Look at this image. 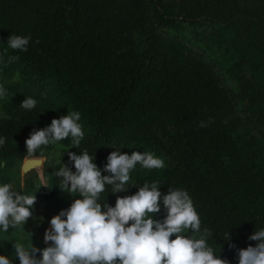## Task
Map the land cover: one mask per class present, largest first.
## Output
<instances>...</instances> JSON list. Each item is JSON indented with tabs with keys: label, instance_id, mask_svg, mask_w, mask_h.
<instances>
[{
	"label": "trees",
	"instance_id": "trees-1",
	"mask_svg": "<svg viewBox=\"0 0 264 264\" xmlns=\"http://www.w3.org/2000/svg\"><path fill=\"white\" fill-rule=\"evenodd\" d=\"M13 34L30 37L27 51L8 46ZM0 80L8 94L0 159L30 156L26 139L50 126L60 101L66 115H81L79 148L63 140L62 164L73 172L69 151H88L101 170L116 150L164 161L138 163L127 192L105 185L102 209L157 183L162 196L188 192L201 231L182 235L209 229L207 245L229 264L258 243L249 236L264 229V0H0ZM27 97L37 101L31 110L20 106ZM165 216L161 199L153 218ZM13 229L0 228L10 236L0 255L20 264Z\"/></svg>",
	"mask_w": 264,
	"mask_h": 264
},
{
	"label": "clouds",
	"instance_id": "clouds-1",
	"mask_svg": "<svg viewBox=\"0 0 264 264\" xmlns=\"http://www.w3.org/2000/svg\"><path fill=\"white\" fill-rule=\"evenodd\" d=\"M29 40L30 37L13 34L8 46L27 51ZM18 60L19 56H10L8 63ZM4 95L6 90L0 87V97ZM36 103L35 99L27 97L20 106L31 110ZM80 119L78 111L69 112L53 119L50 126L34 130L25 141L27 153L34 155L42 145L69 137L73 147L79 148L84 137L77 123ZM199 126L206 127L207 123L201 121ZM5 139L0 138V146ZM68 156L76 171L63 163L54 175L59 178L62 192L78 193L82 198L74 199L69 208L50 220L51 227L44 236L46 244L51 242L48 247L13 244L20 264H229L228 260L214 255L207 245L209 229L205 228L199 239L182 235L187 229L194 233L201 231L200 217L187 191L170 188L168 194L162 196L157 183L145 182L135 194L117 196L114 207L106 203L103 210L97 202L105 185L112 186L113 194L127 192L131 186L129 173L138 163L146 169H159L164 167L162 159L149 152L129 155L116 150L108 155L101 170L86 150L80 155L69 151ZM102 171L108 175H103ZM43 187H47L46 183ZM161 199L166 216L157 220L153 217L161 212ZM36 201V195L21 194L12 190L10 184L0 186V228L4 232L9 227L24 229L33 216ZM173 235L175 239H171ZM249 240L258 243L237 250L238 264H264V229L255 230ZM0 264H12V261L0 255Z\"/></svg>",
	"mask_w": 264,
	"mask_h": 264
},
{
	"label": "rangeland",
	"instance_id": "rangeland-1",
	"mask_svg": "<svg viewBox=\"0 0 264 264\" xmlns=\"http://www.w3.org/2000/svg\"><path fill=\"white\" fill-rule=\"evenodd\" d=\"M0 87L2 81L0 80ZM8 94L0 97V115H4V105L7 102ZM58 101V100H57ZM50 120L59 119L65 116L64 108L60 106V101L53 106V114ZM68 148V144L63 140L54 144L48 150L46 155H41L40 162L27 170L22 169L23 159H0V186L10 184L12 190L29 196H37L36 204L32 209L33 216L29 218L22 228H14L12 237L16 239V243H21L28 247L33 243L35 247L44 249L50 245L44 241L45 232L51 227L50 220L58 215L57 209L65 203L68 192H62L59 188V178H56L54 172L62 165L63 157ZM46 183L47 187H43ZM48 190H52L49 194ZM73 195H78L74 193ZM175 239V235H173ZM10 236L0 233V241L4 248ZM40 253L37 256L40 257Z\"/></svg>",
	"mask_w": 264,
	"mask_h": 264
},
{
	"label": "water",
	"instance_id": "water-1",
	"mask_svg": "<svg viewBox=\"0 0 264 264\" xmlns=\"http://www.w3.org/2000/svg\"><path fill=\"white\" fill-rule=\"evenodd\" d=\"M41 156H25L22 162V169L27 170L34 166L36 163L40 162ZM42 161V160H41Z\"/></svg>",
	"mask_w": 264,
	"mask_h": 264
}]
</instances>
